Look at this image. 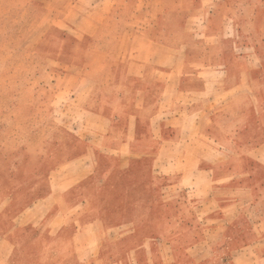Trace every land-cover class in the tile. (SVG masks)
<instances>
[{"label":"crops","instance_id":"0c3cea01","mask_svg":"<svg viewBox=\"0 0 264 264\" xmlns=\"http://www.w3.org/2000/svg\"><path fill=\"white\" fill-rule=\"evenodd\" d=\"M89 1L84 21L76 26L56 24L60 32L44 35L59 43L57 52L65 69L64 82L53 83V91L69 90L68 106L82 117L77 145L67 146L69 152L79 149L62 160V146L59 150L52 144L51 159L38 166L46 171L32 181L39 186L33 198L23 195L31 184L23 172L11 177L12 183L19 181L22 187L11 190L0 204L4 264H173L167 250H173L176 242L170 234L191 227L189 210L179 211L175 197L198 202L197 215L203 217L220 211L217 220L225 221V226H211L209 232L225 235L229 231L239 243L229 264H250L252 249L259 250L264 262V226H254L250 242L240 238L250 228L231 229L238 210L245 217L247 202L264 201V48L256 54L259 62H254L250 44L244 41L232 38L227 48L226 24L237 25L232 18L217 15V0L210 6L207 0H180L191 4L181 8L169 7L165 0L158 4L155 0ZM131 2L128 15L118 12L113 31L107 22L110 14ZM190 7L206 13L203 23L219 40L218 59L200 57L209 50L189 27L198 23L186 14ZM95 9L106 15V21L97 19ZM73 42L83 44L80 52ZM93 52L119 56L111 69L116 80L95 82L93 64L68 59ZM16 166L27 167L24 162ZM120 175L134 177L135 191L144 184L156 192L161 180L168 178L166 211L160 214L164 229L151 219L152 200L144 213L150 218L144 220L150 221L148 231H143V214L136 203L119 205L121 221L112 225L107 223L105 207L86 216L88 199L81 201V212L75 214L74 203L81 196L86 198L95 183ZM144 176L148 179L143 182ZM121 199L136 201L140 196ZM196 229L200 231L198 226L191 231ZM204 241L201 235L188 248ZM30 250H38L37 261L27 260ZM147 250L155 256L147 257Z\"/></svg>","mask_w":264,"mask_h":264},{"label":"rangeland","instance_id":"374dc122","mask_svg":"<svg viewBox=\"0 0 264 264\" xmlns=\"http://www.w3.org/2000/svg\"><path fill=\"white\" fill-rule=\"evenodd\" d=\"M93 1L101 2V0ZM158 2L159 0H155V4ZM207 2L209 6L213 4V0H207ZM263 2L264 0H217L216 2L219 4L217 15L224 19L232 18L237 25L226 24L225 33L227 36L224 39L229 40L228 43H225L227 48L230 47L232 38L237 39L238 43L244 41L250 44L248 52L254 58V62L257 59L256 54L264 48L263 44L261 45V41L264 42ZM165 3L174 8L191 6V4L182 3L180 0H165ZM87 4L92 3L91 1L87 3V0H0V204L11 190L21 189L19 181L14 180V183L11 181V177L19 171L23 172L22 174L26 178L28 177L31 182L29 186H25L23 195L33 198L39 193V186L33 184L32 181H36V178L46 171L38 166L44 160L51 159L52 153L49 154V148H52L53 143L59 147V150L62 146L59 157L62 160L72 157L79 149L69 152L67 146L77 145L76 139L82 132V117L80 115L77 117L68 106V100L71 97L69 90L60 93L53 91V83L64 82L62 72L65 69L62 58L57 52L59 43L49 40V37H44V35L46 32L51 35L60 32L59 30L62 29L59 27L65 26L67 23L76 26L75 24L84 21L89 10ZM132 6V2L127 3L123 9L120 10L117 7L110 14L107 22L111 24L109 26L113 31H116L117 28L118 12L125 11V15H128ZM186 10L188 11L186 14L189 15L192 22H198L189 25L196 34L195 38L208 46L209 51L204 50L203 56L200 57L208 61L218 59V53L216 54L215 51L219 47V40L213 36L212 30L209 31L203 23L206 13L196 12L191 7ZM94 14H98L97 19L103 18L106 21V15L104 18L99 9H95ZM39 20H41L40 24ZM249 21L253 23H249ZM237 27L241 31L237 30ZM61 32L64 35L66 31ZM207 32L208 34H206ZM73 44L75 49L80 52L83 44L78 42H73ZM237 49L239 52L243 50ZM68 59L75 61L87 59L93 64L95 82L117 79L115 72L111 70L119 62V56L115 53L105 56L101 52H93L92 55L84 53ZM103 67L106 68L103 73L98 71ZM193 68L198 67L196 65ZM261 74L264 76V72ZM258 78L260 77L258 76ZM18 162H24L27 167L17 169ZM147 179L148 176L141 178L143 182ZM167 182L168 178L161 180V183L156 186V192L148 190L144 184L141 191H135L134 177L130 175L109 177L106 182L95 183L86 198L81 196L74 203L77 206V208L75 206L74 212L75 214L81 212V201L87 203L86 199H88L90 200L87 208L89 213L86 216L92 217L97 212L96 208L100 211L107 209L109 210L106 214L107 223L112 225L121 221L119 205H123L125 202L136 203L141 206L143 214L141 220L144 223L142 224L143 231H145L149 229L150 218L144 216V213L149 211V202L152 200L151 219L155 222L158 220L156 223L158 229H164L165 219L162 220L160 214L162 211H166L164 185ZM126 195L140 196V199L136 201L121 199ZM187 197L189 198L190 195L187 194ZM175 200L179 211H183L185 208L189 210L187 220L191 227L190 231L170 234L176 242L173 250H167L168 257L174 259L173 264H229L239 243L237 244L231 239L229 231L225 235L218 231L209 232L211 226L216 225L220 228L225 226V221L217 220L220 211L216 210L210 216L203 217L197 215L198 202L193 200L183 202L181 197H175ZM245 205H247V211L244 212L245 217L243 212L238 210V213L233 217L235 221L231 224V229L236 230L237 227L241 232L245 228H250L247 235L246 233L238 234V236L242 235L240 238L244 237L246 242H250L253 241L252 237L255 234L253 233L254 226L260 223L262 225L260 224L259 228L264 226V201L247 202ZM210 206V209H213L214 204ZM155 213L158 214L157 218ZM145 219L149 220L144 221ZM194 226H198L200 231L199 229L191 231ZM203 228L206 229L205 232H203ZM33 233L31 232V234ZM201 235L206 237V241L199 246L188 248L196 243ZM144 236H141V240ZM215 237L218 239L215 240ZM212 241L215 242L214 245ZM37 251L30 250L27 256L29 262L39 259ZM152 256H155V253L147 250V257L151 259ZM250 256V264H261V262L264 264L263 259L259 258L258 249H252ZM6 259L7 257L0 255L1 264H4Z\"/></svg>","mask_w":264,"mask_h":264}]
</instances>
